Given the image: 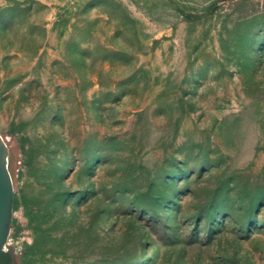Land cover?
<instances>
[{"label":"rangeland","instance_id":"obj_1","mask_svg":"<svg viewBox=\"0 0 264 264\" xmlns=\"http://www.w3.org/2000/svg\"><path fill=\"white\" fill-rule=\"evenodd\" d=\"M11 264H264V0H0Z\"/></svg>","mask_w":264,"mask_h":264},{"label":"water","instance_id":"obj_2","mask_svg":"<svg viewBox=\"0 0 264 264\" xmlns=\"http://www.w3.org/2000/svg\"><path fill=\"white\" fill-rule=\"evenodd\" d=\"M5 153V143L0 137V252L8 233L12 190Z\"/></svg>","mask_w":264,"mask_h":264},{"label":"flooded vegetation","instance_id":"obj_3","mask_svg":"<svg viewBox=\"0 0 264 264\" xmlns=\"http://www.w3.org/2000/svg\"><path fill=\"white\" fill-rule=\"evenodd\" d=\"M0 264H11L9 254L5 250L0 252Z\"/></svg>","mask_w":264,"mask_h":264}]
</instances>
